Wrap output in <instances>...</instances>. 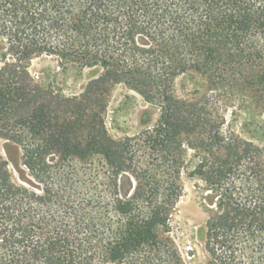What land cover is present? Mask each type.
Wrapping results in <instances>:
<instances>
[{
  "label": "trees",
  "instance_id": "1",
  "mask_svg": "<svg viewBox=\"0 0 264 264\" xmlns=\"http://www.w3.org/2000/svg\"><path fill=\"white\" fill-rule=\"evenodd\" d=\"M0 36V140L22 153L19 180L0 153V264H186L169 237L184 174L208 205L213 263L264 264V151L175 94L192 72L264 100V66L245 70L264 64V0H0ZM43 56L101 74L65 97L32 78ZM115 85L158 107L152 128L108 134Z\"/></svg>",
  "mask_w": 264,
  "mask_h": 264
},
{
  "label": "rangeland",
  "instance_id": "2",
  "mask_svg": "<svg viewBox=\"0 0 264 264\" xmlns=\"http://www.w3.org/2000/svg\"><path fill=\"white\" fill-rule=\"evenodd\" d=\"M263 44V43H262ZM264 45V44H263ZM7 42L0 36V60L7 53ZM264 64L246 66V74L256 76ZM35 82L46 88L51 87L65 97L79 96L88 83L101 74L100 69L81 70L75 65H61L55 57L43 56L34 59L29 68ZM236 79L228 84L212 88L206 77L189 72L175 81V94L190 102H203L210 112L225 121V130L241 139L254 143L264 151V100L255 93L257 87L247 86ZM105 125L108 134L115 140L134 137L154 126L159 117L158 107L147 103L141 95L124 85L112 86L107 97ZM0 153L9 163L16 180L20 178L22 153L18 145L0 140ZM193 155L189 151L188 157ZM100 158L90 160V170L102 167ZM77 167L82 164L74 162ZM83 167V168H84ZM183 197L171 219L169 237L175 243L186 264H214L205 248L207 222L210 217L207 202L197 181L182 176ZM101 181L98 182V184ZM120 193L129 197L135 182L125 175L118 182Z\"/></svg>",
  "mask_w": 264,
  "mask_h": 264
}]
</instances>
